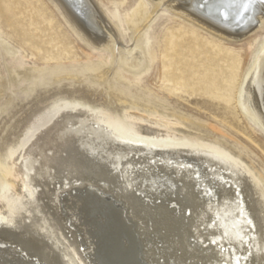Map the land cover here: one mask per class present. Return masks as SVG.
I'll use <instances>...</instances> for the list:
<instances>
[{"label":"bare ground","instance_id":"bare-ground-1","mask_svg":"<svg viewBox=\"0 0 264 264\" xmlns=\"http://www.w3.org/2000/svg\"><path fill=\"white\" fill-rule=\"evenodd\" d=\"M53 2L110 66L134 75L148 63L142 31L163 6L229 38L264 29V0H155L126 39L102 0ZM0 19L13 24L1 0ZM258 37L236 99L264 131ZM13 53L0 37V54ZM6 70L10 85L21 71ZM199 126L149 103L53 98L0 154V264H264V176Z\"/></svg>","mask_w":264,"mask_h":264},{"label":"rangeland","instance_id":"rangeland-1","mask_svg":"<svg viewBox=\"0 0 264 264\" xmlns=\"http://www.w3.org/2000/svg\"><path fill=\"white\" fill-rule=\"evenodd\" d=\"M102 1L122 15L125 39L155 5V0ZM1 2L13 24L0 19V37L14 53L0 54V154L53 98L71 94L96 105L142 102L186 116L200 125L201 135L240 153L264 176V131L243 115L236 99L252 40L264 38L263 28L229 38L163 6L142 31L148 63L134 75L110 66L106 53L91 48L53 0ZM7 66L21 71L10 85Z\"/></svg>","mask_w":264,"mask_h":264}]
</instances>
